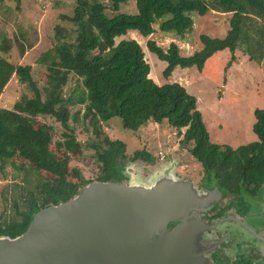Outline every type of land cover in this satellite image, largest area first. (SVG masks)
Listing matches in <instances>:
<instances>
[{"label":"trees","instance_id":"1","mask_svg":"<svg viewBox=\"0 0 264 264\" xmlns=\"http://www.w3.org/2000/svg\"><path fill=\"white\" fill-rule=\"evenodd\" d=\"M14 1L18 9L20 0ZM126 1L110 0L111 10L118 11ZM74 2L71 15L60 14L62 20L72 23L74 35L64 26H55L54 45L37 58L46 68L42 88L32 78L30 64H14L1 55L10 50V43L0 31V96L12 75L32 93L22 96L11 108L0 107V170L3 172L10 163L24 171L22 180L27 192L22 204L12 195L11 215L0 213V235L21 234L37 210L72 197L87 182L120 179L119 162L127 159L155 163L154 155L145 148L127 157L126 144L104 134L102 123L115 116L121 118L124 128H139L149 121L166 122L179 132L184 128L183 133L178 132L179 144L191 160L201 165L206 178L227 193L257 191L264 182V108H255L253 112L256 140L235 148L214 143L197 108L196 97L178 82L157 84L149 77L150 66L138 41L131 38L116 42L115 38L130 30L148 37L154 32L155 20L161 19L160 30L181 39L192 25L191 12L205 15L214 10L231 14L226 35L200 34L202 47L190 55H182L175 41L166 49L154 40L146 41L148 51L166 62L163 76L168 78L175 67L194 66L202 70L205 61L222 50L231 53L227 67L235 60L236 50L260 64L264 59V0H135V14L114 15L106 13L103 0ZM25 49L20 43V56ZM70 74L81 79L83 93L76 102L83 104L82 122L89 124L95 137L90 147L96 150L100 169L94 179H83L75 169L77 181L68 180L66 160L51 149V136L34 126V118L39 115L50 116L65 128H69V119L78 121L80 110L72 115L59 110L66 101L63 87ZM61 135L60 147L66 153L79 146L72 132L64 131ZM15 156L22 161L16 163ZM41 171L51 178L43 177ZM19 175L20 172L16 174ZM1 200L3 205L9 201L5 195Z\"/></svg>","mask_w":264,"mask_h":264},{"label":"rangeland","instance_id":"2","mask_svg":"<svg viewBox=\"0 0 264 264\" xmlns=\"http://www.w3.org/2000/svg\"><path fill=\"white\" fill-rule=\"evenodd\" d=\"M0 1V31L6 35L10 43V50L2 51L1 55L14 64H30L32 78L37 86L42 88L45 83L46 68L37 62V58L54 45L55 26H64L72 36L74 35V26L71 22L62 20L60 14L71 15L75 0H24L23 3L20 0L18 9H16L14 0ZM103 2L108 15H114L117 12L129 14L137 12L135 0L121 3L118 11L111 10L110 0H103ZM189 15L192 18V25L181 39L177 40L174 34L161 31V19H158L153 23L154 32L148 37H143L137 31L130 30L125 35L117 36L115 40L118 42L120 39H131L132 32H135V40L142 46L145 59L150 66L149 77L159 85L180 81L182 84L184 81L181 80L182 73L180 71L183 68L176 67L171 75L165 78L162 71L166 62L159 60L154 53L148 51L146 41L154 40L164 49L170 42L178 41L182 55L192 54L202 47L199 40L200 34H207L211 37L226 35L228 18L231 14L209 10L205 15H198L195 12H191ZM185 42L189 47L184 44ZM20 43L26 47L23 56L19 54ZM29 43H32L33 47L28 48ZM230 56L231 53L228 50H222L217 55L208 58L202 70L194 66L189 67L186 71L188 77L186 90L197 99V108L202 114L210 140L235 148L256 140L252 131L253 112L255 108H264V59L262 63L258 64L249 61L246 55L240 50H236L233 61L235 64L232 65V62V66L227 67ZM82 93L81 79L75 74H70L67 84L63 87V97L66 101L59 107V110L66 115H72L76 110H80V113L77 122L69 119V128L63 127L60 122L50 116L39 115L34 118V126L51 136L50 147L53 152L66 160L68 167L66 176L71 181H77L75 169L80 172L83 179L96 178L100 169V163L96 159V150L90 147L92 141L95 140L94 134L89 124L86 121L82 122L81 115L84 106L76 102ZM25 95L29 97L32 93L25 84L20 83L17 77L12 75L0 96V107L11 108ZM147 123L139 128H124L121 118L115 116L102 123V130L109 138L119 139L126 144L127 157L142 148L154 155L156 160L152 165L141 160L129 162L134 171L140 175H146L156 165L173 157L177 161L176 169L187 171V174L194 176L202 173L201 165L191 160L188 151L180 146L179 130L172 128L166 122ZM64 131L72 132L79 142V146L68 153L60 147L63 140L61 134ZM183 132L184 128L179 133ZM159 151L166 154L164 160L159 159ZM13 160L16 163L22 161L16 156ZM19 172L20 175L16 176ZM41 174L47 179L51 178L47 172L41 171ZM22 175H24V171L16 169L10 163L5 165L3 172L0 170V200L4 195L9 199L6 205H3L1 200L0 213L11 215L10 200L12 195L18 199L20 204L26 199V184L22 180ZM4 207L7 209L5 210Z\"/></svg>","mask_w":264,"mask_h":264},{"label":"water","instance_id":"3","mask_svg":"<svg viewBox=\"0 0 264 264\" xmlns=\"http://www.w3.org/2000/svg\"><path fill=\"white\" fill-rule=\"evenodd\" d=\"M129 162L120 179L87 182L37 210L21 234L0 235V264H210L201 217L219 190L177 175L175 157L146 175Z\"/></svg>","mask_w":264,"mask_h":264},{"label":"flooded vegetation","instance_id":"4","mask_svg":"<svg viewBox=\"0 0 264 264\" xmlns=\"http://www.w3.org/2000/svg\"><path fill=\"white\" fill-rule=\"evenodd\" d=\"M177 175L190 178L199 189L217 188L221 193L213 209L201 217L208 227L201 240L210 264H264V182L257 191L231 194L203 171L194 176L177 168Z\"/></svg>","mask_w":264,"mask_h":264},{"label":"crops","instance_id":"5","mask_svg":"<svg viewBox=\"0 0 264 264\" xmlns=\"http://www.w3.org/2000/svg\"><path fill=\"white\" fill-rule=\"evenodd\" d=\"M21 2L23 3L24 0H21ZM23 7H24V6H23ZM132 33H133V36H131V38L136 39V38H135V37H136V36H135V35H136L135 32H132ZM177 40H178V39H177ZM176 43L178 44L179 47H181L180 44L178 43V41H177ZM182 44H183V42H182ZM184 44H186V46L189 47V45H188L187 42H185ZM180 51H181V48H180ZM219 52H220V51L216 52V53L213 54V55H217ZM190 54H191V53H189L188 55H190ZM184 55H187V54H184ZM213 55H212V56H213ZM246 57H247V56H246ZM247 59H248V58H247ZM249 61H250V60H249ZM261 63H262V62H261ZM233 64H235V62H233L232 65H233ZM232 65H231V66H232ZM231 66H230V67H231ZM175 68H176V67H175ZM174 70H175V69H174ZM174 70H173V71H174ZM187 70H188V68H183V70L180 71V73H182V77H181L182 79H181V80L184 81V82H182L181 85L184 86L185 88H186V86H187L186 81H188V77L186 76V75H187V74H186V71H187ZM183 72H184V74H183ZM180 82H181V81H180ZM180 82H178V83H180ZM225 87H226V86H225ZM149 122H150V121H149ZM147 124H148V123H147ZM156 124H157V123H156ZM255 136H256V135H255Z\"/></svg>","mask_w":264,"mask_h":264},{"label":"built area","instance_id":"6","mask_svg":"<svg viewBox=\"0 0 264 264\" xmlns=\"http://www.w3.org/2000/svg\"><path fill=\"white\" fill-rule=\"evenodd\" d=\"M158 156H159V159H160V160H164L165 157H166V154H165L164 152H162V151H159V152H158Z\"/></svg>","mask_w":264,"mask_h":264}]
</instances>
